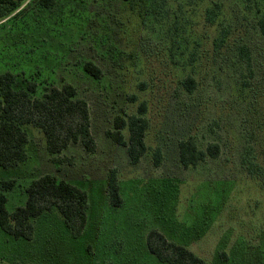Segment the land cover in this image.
Masks as SVG:
<instances>
[{
  "label": "rangeland",
  "instance_id": "374dc122",
  "mask_svg": "<svg viewBox=\"0 0 264 264\" xmlns=\"http://www.w3.org/2000/svg\"><path fill=\"white\" fill-rule=\"evenodd\" d=\"M23 7L0 21V73L13 72L17 88L35 84L34 98L73 84L89 104L97 149L78 142L51 155L44 132L25 126L28 159L0 166V188L15 182L3 191L8 210L26 203L32 180L55 174L88 192V223L74 237L54 208L35 220L32 241L0 229V261L162 264L132 247L157 228L211 264H264V0H55L50 7L27 0ZM87 61L100 78L84 70ZM189 76L193 92L183 85ZM142 101L148 150L134 165L107 131ZM189 136L201 149L218 143L220 155L184 168L179 141ZM112 169L120 207L107 190ZM98 237L111 240L109 251L96 250Z\"/></svg>",
  "mask_w": 264,
  "mask_h": 264
},
{
  "label": "trees",
  "instance_id": "16d2710c",
  "mask_svg": "<svg viewBox=\"0 0 264 264\" xmlns=\"http://www.w3.org/2000/svg\"><path fill=\"white\" fill-rule=\"evenodd\" d=\"M26 2L27 0H0V21L21 13ZM39 2L46 7L55 4V0ZM260 25L264 34V18ZM84 70L97 79L102 74L101 69L92 61L84 64ZM183 85L189 92H193L197 81L189 76L183 80ZM35 91L36 86L33 83L28 84L27 88H17L16 75L13 72L0 73V166L14 167L28 159L29 134L26 125H34L44 132L46 146L51 155L60 154L72 143L78 142H81L87 151L94 152L97 149V142L91 131L89 104L78 96L77 88L73 84L54 86L41 97L34 98L32 93ZM147 111L148 105L146 101H142L137 113L126 117L117 115L114 119V129L107 131L108 136L117 144L127 147L130 161L134 165L141 161L148 150L146 133L150 121L146 116ZM125 129L129 132L127 138L123 132ZM220 151L218 143H210L206 149H201L193 136L179 141V161L186 169L197 166L208 157L217 158ZM154 161L157 166L161 164L160 149L155 152ZM14 185L13 180L1 182L0 229L5 233L17 239L34 240L35 220L54 208L63 215L65 224L74 237H81L86 233L90 208L86 190L58 178L55 174H45L32 180L26 188V203L10 212L7 208L8 196L3 191L12 189ZM120 188L118 172L112 169L108 176L107 190L113 207L123 205ZM169 235L171 234L160 229L151 228L141 241L137 235H133L137 239L132 240L133 245L135 244L132 247L135 249L139 246L142 249L140 251L146 255L151 253L162 264H211L186 244L169 238ZM100 238L96 240L97 245L94 243L96 250L105 245L104 249L109 251L111 240L101 241ZM0 264L21 262L0 261Z\"/></svg>",
  "mask_w": 264,
  "mask_h": 264
}]
</instances>
